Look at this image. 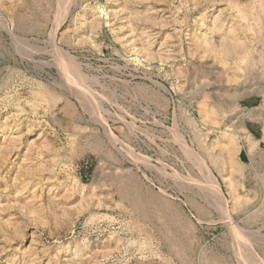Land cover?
Instances as JSON below:
<instances>
[{"label":"rangeland","instance_id":"1","mask_svg":"<svg viewBox=\"0 0 264 264\" xmlns=\"http://www.w3.org/2000/svg\"><path fill=\"white\" fill-rule=\"evenodd\" d=\"M0 264H264V0H0Z\"/></svg>","mask_w":264,"mask_h":264},{"label":"crops","instance_id":"2","mask_svg":"<svg viewBox=\"0 0 264 264\" xmlns=\"http://www.w3.org/2000/svg\"><path fill=\"white\" fill-rule=\"evenodd\" d=\"M260 142L250 134L245 141L242 142L240 151L238 153V159L241 163L247 164L251 163L253 159L254 152L260 147Z\"/></svg>","mask_w":264,"mask_h":264}]
</instances>
